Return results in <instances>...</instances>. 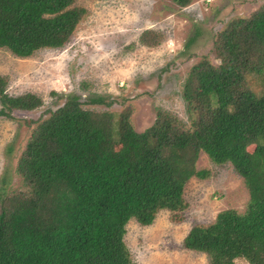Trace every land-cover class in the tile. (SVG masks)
Wrapping results in <instances>:
<instances>
[{
	"label": "trees",
	"instance_id": "trees-1",
	"mask_svg": "<svg viewBox=\"0 0 264 264\" xmlns=\"http://www.w3.org/2000/svg\"><path fill=\"white\" fill-rule=\"evenodd\" d=\"M75 1L0 0V49L26 59L64 48L87 13ZM171 1L187 8L193 0ZM212 52L219 63L204 58L183 89L189 126L159 111L138 133L130 112L85 110L79 96H66L40 121L18 161L23 189L0 194V264H135L127 225L184 211L187 183L205 178L196 168L202 152L232 165L250 199L244 213L225 210L194 226L183 247L210 264H264V92L247 85L264 77V7L230 22ZM7 87L0 76V117L15 120L14 112L43 105Z\"/></svg>",
	"mask_w": 264,
	"mask_h": 264
},
{
	"label": "rangeland",
	"instance_id": "rangeland-1",
	"mask_svg": "<svg viewBox=\"0 0 264 264\" xmlns=\"http://www.w3.org/2000/svg\"><path fill=\"white\" fill-rule=\"evenodd\" d=\"M74 6L87 13L64 48L26 59L0 49L8 95L43 101L36 110L14 112L15 120L0 117V194L23 189L17 166L31 132L66 96L81 97L92 112H130L138 133L153 126L159 111L189 126L182 95L191 69L204 58L217 65V35L230 22L250 18L264 0H193L187 8L171 0H76ZM247 85L261 94L264 77L250 76ZM196 168L206 171L205 178L187 183L184 211H161L147 227L127 225L125 243L135 264H210L206 254L183 247L189 231L211 224L222 211L245 212L249 191L232 165H215L202 152Z\"/></svg>",
	"mask_w": 264,
	"mask_h": 264
}]
</instances>
